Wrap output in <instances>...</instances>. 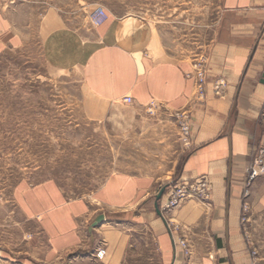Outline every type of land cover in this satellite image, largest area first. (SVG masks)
<instances>
[{
	"label": "crops",
	"instance_id": "1",
	"mask_svg": "<svg viewBox=\"0 0 264 264\" xmlns=\"http://www.w3.org/2000/svg\"><path fill=\"white\" fill-rule=\"evenodd\" d=\"M218 1L211 39L196 55L206 64V95L192 105L197 58L185 56L183 49L169 51L158 26L108 8V19L93 26L89 13L97 5L87 7L81 20L74 12L51 6L31 25L32 15L22 5L0 0V44L17 47L32 38L34 27L41 56L50 67L80 69L90 98L85 114L112 132L132 134L146 154L138 172L107 176L88 197L90 202L66 200L54 183L23 194L22 207L30 210L24 215L37 225L31 258L60 264L62 257L95 254L103 247L101 263L122 264L131 236L138 233L145 245L153 244L162 264H262L252 256L238 222L249 142L264 107V0ZM14 14L23 24L13 23ZM125 97L131 102L125 103ZM185 107L190 110L187 146L178 137L175 116ZM200 176L210 184L209 199H188L167 214L181 228L171 233L156 212V195L164 188L159 208L167 184ZM99 214L105 219L89 232ZM180 238L188 244V255ZM21 261L34 264L26 257Z\"/></svg>",
	"mask_w": 264,
	"mask_h": 264
},
{
	"label": "rangeland",
	"instance_id": "2",
	"mask_svg": "<svg viewBox=\"0 0 264 264\" xmlns=\"http://www.w3.org/2000/svg\"><path fill=\"white\" fill-rule=\"evenodd\" d=\"M12 1L32 15L31 25L51 6L74 12L79 20L85 17L87 7L96 5L118 16L135 15L144 23L158 26L169 51L181 53L183 49L190 58L203 53L219 15L218 0ZM13 21L20 26L24 19L14 14ZM33 30L32 38L17 47L0 44L1 264H19L22 257L43 264L29 255L36 245L30 241L36 238L37 225L25 217L30 210L22 207L23 194L54 183L66 200L90 202L88 197L107 176L119 171L138 172L146 156L138 138L112 132L106 123L92 121L85 114L90 98L80 69L60 71L50 67L41 56L40 41ZM190 103L194 104L193 97ZM186 110L175 113L177 120V114ZM249 144L238 224L251 252L255 251L252 256L264 264V107ZM131 238L122 264H162L152 243L145 245L138 233ZM94 255L77 252L62 257L59 263L103 264L105 255L101 260Z\"/></svg>",
	"mask_w": 264,
	"mask_h": 264
},
{
	"label": "built area",
	"instance_id": "3",
	"mask_svg": "<svg viewBox=\"0 0 264 264\" xmlns=\"http://www.w3.org/2000/svg\"><path fill=\"white\" fill-rule=\"evenodd\" d=\"M108 19L107 10L97 5L89 13V21L93 26H99ZM205 62L203 58H197L193 63V101L194 104H200L204 101L206 95V69ZM216 94H219L216 91ZM131 97H125L123 101L125 103L131 102ZM178 119V137L184 146L189 145L190 143V110L181 111L177 114ZM253 173V171H252ZM255 174V173H254ZM210 184L204 176H200L191 180H176L167 184L165 188L166 199L163 201L159 210L162 214V217L165 220L168 230L172 232H178L179 225L173 223L167 214L177 209L184 201L188 199H195L201 202H205L209 199ZM248 195V191L245 190L244 196ZM179 245L182 246L184 254L188 255V244L183 238H180ZM105 248H99L95 252V257L99 260L105 255ZM252 255H255V251L251 252Z\"/></svg>",
	"mask_w": 264,
	"mask_h": 264
},
{
	"label": "water",
	"instance_id": "4",
	"mask_svg": "<svg viewBox=\"0 0 264 264\" xmlns=\"http://www.w3.org/2000/svg\"><path fill=\"white\" fill-rule=\"evenodd\" d=\"M261 83H264V68H263V72L261 74ZM163 189H161V191L156 195V202H155V209H156V212L160 215V217L163 219L162 217V214L161 212L159 211V208H158V205H157V201L159 200L161 194L163 193ZM105 219L104 215L103 214H99L97 215L94 220L92 221V223L90 224L89 226V232H91V230L93 228H95L96 226H98L103 220Z\"/></svg>",
	"mask_w": 264,
	"mask_h": 264
}]
</instances>
